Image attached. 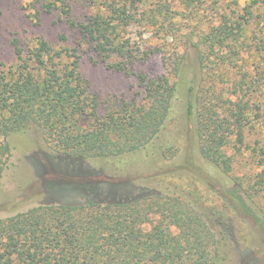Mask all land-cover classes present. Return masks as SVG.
Returning a JSON list of instances; mask_svg holds the SVG:
<instances>
[{
    "label": "trees",
    "instance_id": "1",
    "mask_svg": "<svg viewBox=\"0 0 264 264\" xmlns=\"http://www.w3.org/2000/svg\"><path fill=\"white\" fill-rule=\"evenodd\" d=\"M38 1L40 11L33 18L56 10L76 37L72 46L55 48L41 37L25 45L13 36L14 61L0 70V178L1 157L11 154L12 135L36 129L46 144L31 154L41 202L0 218V264H242L241 255L229 247L230 219L223 222L219 212L211 211L219 221L210 223L209 213L192 193L185 197L164 189L154 177L141 176L143 184L133 180L137 170L173 159L174 145L166 139L165 126L177 115L179 101L180 114L193 127L194 160L184 157L176 171L212 170L219 185H225L224 196L229 195L226 206L234 213L249 209L241 183L229 176L231 159L224 153L230 135L241 143L245 104L226 108L231 120H219L212 108L196 112V97L182 99L179 91L189 50H196L195 61L206 69L208 55L199 47L209 54L228 46L232 28H212L197 43L184 42L182 53L169 48L161 57L162 73L151 77L136 65L153 52L117 32L137 16L145 17L138 9L148 0H104L79 21L64 0ZM155 5L146 24L171 22L169 2L156 0ZM66 40L59 36L61 44ZM82 51L93 54V63L134 77L141 98L98 115L97 99L79 71ZM64 193L82 202L53 198Z\"/></svg>",
    "mask_w": 264,
    "mask_h": 264
},
{
    "label": "rangeland",
    "instance_id": "2",
    "mask_svg": "<svg viewBox=\"0 0 264 264\" xmlns=\"http://www.w3.org/2000/svg\"><path fill=\"white\" fill-rule=\"evenodd\" d=\"M64 1L71 8V17L79 21L104 0ZM189 1L187 5L188 0H162L169 2L171 22L148 25L145 17L158 7L156 0H148L145 7L138 9L139 14L145 12V17L137 16L136 22L120 27L117 32L141 49L153 52L144 63L136 65V70L155 77L162 73L161 57L169 48L177 47L182 53L184 42L195 44L215 27L232 28L234 36L228 40V46L214 48L209 54L199 47L203 56L208 55L206 69L201 70L195 61L196 50H189L183 62L179 91L182 99L189 95L196 97V112H201L203 106L212 108L217 111L219 120H231L226 108L234 109L235 103L245 104L241 143L235 134L230 135L224 153L231 159L229 176L241 183L249 209L240 208L239 213H234L226 206L229 195L224 196L225 185H219L212 170L192 167V175L176 171L184 157L194 160L193 127H189L180 114L179 101L177 115L165 126L166 139L174 145L173 159L160 163L159 167L137 170L133 180L143 184L141 176L143 179L154 177L155 181L163 183L164 189L185 193V197L192 193L204 212L209 213L210 223L219 221L212 212H219L224 217L223 222L231 220L233 240L229 247L241 255L242 264H264V0ZM254 1L257 2L254 4ZM39 3L38 0H0V70L14 61L10 45L13 36L25 45L41 37L55 48L72 46L76 34L58 11L39 12L38 18L32 17L35 11H40ZM60 35L67 39L64 44L58 41ZM93 58L92 53L82 51L79 71L97 99L98 115L115 110L120 102L141 98L142 88L134 77L93 63ZM9 142L11 154L1 157L4 170L0 178V218L25 211L42 200L31 158V154L46 148L42 134L33 129L27 134L12 135ZM53 198L82 202L72 193ZM224 225L216 227V231L226 227V223Z\"/></svg>",
    "mask_w": 264,
    "mask_h": 264
}]
</instances>
